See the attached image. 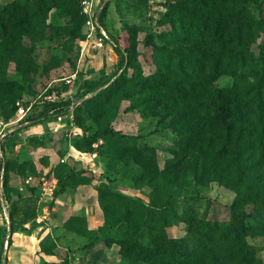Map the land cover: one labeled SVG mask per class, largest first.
Returning a JSON list of instances; mask_svg holds the SVG:
<instances>
[{
  "label": "rangeland",
  "instance_id": "rangeland-1",
  "mask_svg": "<svg viewBox=\"0 0 264 264\" xmlns=\"http://www.w3.org/2000/svg\"><path fill=\"white\" fill-rule=\"evenodd\" d=\"M12 1L0 0V6ZM82 1L79 4L84 16L82 38L74 42L71 50L55 41L32 43L24 38L22 43L29 48L32 59V65H27L26 78L22 80L17 73V69L27 68L25 64L10 62L7 69L8 81L23 84L24 88L8 106L0 95V137L4 134L0 138L3 161L0 177H4L6 199L11 209V236L20 234L38 243L34 264H147L133 262L123 255L121 242L126 239L127 229L125 225L105 226L99 190L109 189L137 197L161 211L169 210L166 231L171 238L185 234V216L228 217L224 205L233 203L236 192L212 178L214 166L209 150L201 156L195 145L186 148L188 142L169 127V119L161 121L155 115L142 114L148 103L141 96L118 101L114 94L110 104L101 105L107 95L102 102L73 110L82 99L91 96L80 100L81 94L91 89L99 90L120 75L123 67L114 49L125 60L127 56L123 50L131 46L133 58L129 76L136 73L133 67H138L143 77L155 72L154 45L162 44L158 36L168 26L161 22L166 6L173 2L107 0L100 24L109 40L98 46L97 33L90 30ZM100 6L98 2L96 7ZM251 7L255 19H264V0L252 3ZM68 22L67 17L55 10L48 18V23L53 25ZM254 33L250 46L253 59L259 56V47L264 46V33L260 36ZM149 37H152V45L146 44ZM106 44L111 46L112 57L109 47L108 51H101ZM253 81L251 77L239 84L244 103H251L257 93ZM216 84L227 92L233 87V79L226 76ZM245 92L249 94L247 98H244ZM260 93V109L264 114V91ZM60 100L71 101L68 114L40 118L48 103ZM116 107V116L111 119ZM248 107L256 111L254 106ZM75 118L84 130L78 127ZM108 123L122 138L98 136ZM259 124L254 116L252 127L256 145L251 157L258 160L264 156L263 127ZM256 168L257 180L251 184V198L243 206H237V211L247 215L245 221L250 224L257 223L255 212L264 203V157ZM63 182L67 186L59 192ZM71 218L76 228L84 229L82 234L67 228ZM2 235L3 226H0V242ZM247 242L256 249L257 257L264 264L263 236L248 237Z\"/></svg>",
  "mask_w": 264,
  "mask_h": 264
},
{
  "label": "trees",
  "instance_id": "trees-1",
  "mask_svg": "<svg viewBox=\"0 0 264 264\" xmlns=\"http://www.w3.org/2000/svg\"><path fill=\"white\" fill-rule=\"evenodd\" d=\"M258 2L173 0L166 6L161 22V25L168 26L158 36L162 44L154 45L155 72L143 77L140 69L133 67L137 74L129 76L133 58L131 46L123 50L127 56L125 60L114 49L123 67L120 75L99 90L91 89L81 94L80 100L91 96L82 99L73 108L79 111L88 104L102 102L107 95L101 105L110 104L115 95L118 101L141 96L148 103L142 114L155 115L161 121L169 119V127L188 142L186 148L195 145L201 156L209 150L214 166L212 178L219 185L236 192L233 203L224 205L228 217L185 216V234L171 238L166 231L169 210L161 211L137 197L109 189L99 190L98 200L105 216V226L115 228L125 225L127 229L126 239L121 244L123 255L128 260L147 264H261L256 249L247 242V238L258 235L264 238V203L255 212L257 223H247V215L237 211V206H243L250 200L251 184L256 179L255 172L258 173L256 167L264 157L261 155L259 160L251 157L256 145L252 127L254 116L263 127L264 135V114L260 109L262 95L259 94L260 90L264 91V46L259 47L258 57L253 59L250 54L254 32H258L256 35L259 36L264 33V19L252 16L251 4ZM79 4L80 0H13L0 6V95L7 106L14 102L17 92L24 90L23 84L8 81L9 63L32 65L30 50L23 45V39L28 38L32 43L55 41L71 50L74 42L82 38L84 16ZM106 7L107 3L102 6L100 19ZM53 10L67 17L69 22L64 25L49 24L48 18ZM152 42V37H149L146 44L152 45ZM28 70V66L17 69L22 80ZM226 76L233 79V87L227 92L216 84ZM251 77L256 83L257 93L251 103H244L239 84ZM244 96L247 98L249 94L245 92ZM71 106L70 100L48 103L40 118L66 115ZM248 106H254L256 111ZM116 113L117 107L111 119ZM75 120L78 127L84 130L78 119ZM109 126V123L106 124L102 133H97L98 136L122 138ZM2 165L0 157V169ZM3 178L0 177L6 197ZM148 179L151 180L152 176L149 175ZM66 186L61 183L59 192ZM253 200L256 203L255 197ZM8 214L12 235L10 205ZM81 222L84 224L83 218ZM75 224L74 218H71L67 221V228L82 234L84 229L76 228Z\"/></svg>",
  "mask_w": 264,
  "mask_h": 264
},
{
  "label": "built area",
  "instance_id": "built-area-1",
  "mask_svg": "<svg viewBox=\"0 0 264 264\" xmlns=\"http://www.w3.org/2000/svg\"><path fill=\"white\" fill-rule=\"evenodd\" d=\"M84 5L83 12L88 14V24L90 25V30L97 33V45L101 46L104 40H109L103 27L100 24V13L102 6L99 8L92 5L91 0H83ZM93 8V9H92ZM4 134L1 135L2 138ZM9 203L4 195L2 188V180L0 179V226H3L4 237L0 245V264L7 263V254L9 251V240L11 242V235L9 230Z\"/></svg>",
  "mask_w": 264,
  "mask_h": 264
},
{
  "label": "crops",
  "instance_id": "crops-1",
  "mask_svg": "<svg viewBox=\"0 0 264 264\" xmlns=\"http://www.w3.org/2000/svg\"><path fill=\"white\" fill-rule=\"evenodd\" d=\"M92 5L96 7V4L99 2V5H104L107 0H91ZM105 31V30H104ZM109 50V54H113L111 46L106 44V46L102 47L101 51L106 52ZM100 51V50H99ZM98 51V52H99ZM111 68V67H110ZM51 202H55V199ZM17 237L11 236V245L9 247V251L7 254V263L6 264H34L35 260V251L38 249V243L32 239L31 237L21 236L20 234H14ZM45 257V256H44ZM9 259V262H8Z\"/></svg>",
  "mask_w": 264,
  "mask_h": 264
}]
</instances>
